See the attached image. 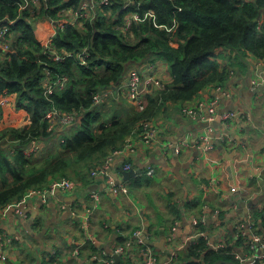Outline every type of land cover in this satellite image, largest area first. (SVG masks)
I'll list each match as a JSON object with an SVG mask.
<instances>
[{"label":"crops","instance_id":"1","mask_svg":"<svg viewBox=\"0 0 264 264\" xmlns=\"http://www.w3.org/2000/svg\"><path fill=\"white\" fill-rule=\"evenodd\" d=\"M42 1L30 8L39 9ZM96 1L83 0V3ZM138 4L136 1L132 6L137 12L140 11ZM63 14L68 18L72 15L70 9L64 10ZM40 20L47 28V33L40 38L47 42L57 24L46 17ZM242 50L247 57L242 55L235 59L229 53L228 63H220L221 69L228 73L224 82L207 87L191 101L163 104L151 121L158 132L156 141L146 145L139 139V134H134L135 151L117 157L111 168L115 179L127 184L128 193L114 194L108 189L106 178H95L90 174L93 166L100 164L113 150L109 148L85 168L86 172L83 170L81 177L71 171L68 178L76 184L71 191H58L45 197L33 195L29 190L20 201L0 208V256L6 258L0 264H107L109 260L115 264L116 255L120 257L119 264H144L137 246L129 247L122 254L116 252L127 242H136L137 231H142L143 237L147 235L161 264H182L187 259L184 252L195 244L186 242L197 232L195 221L204 218V226H211V232L203 230L209 237V249L225 240L230 242L231 249L245 255L244 241L237 238L240 224L253 222L257 234L264 238V74L259 76L264 69V59L245 48ZM221 51L218 49L217 53ZM6 58L5 54H0V60ZM238 64H243V68L237 70ZM149 67L154 70L152 73L162 77L168 88L173 78L168 62L163 59L150 58L141 64H133L128 74L135 68L147 71ZM128 74L122 86H125ZM147 74L145 72L144 76ZM147 78L148 75L144 81ZM120 87L102 91L107 92L109 101L112 100L109 104L113 110L103 113L105 117L120 114L123 117V109L131 110L121 106ZM219 87L228 93L220 101L219 114L243 112L246 117H237V121L227 128L220 117L208 125L192 120L184 113L186 106L199 102L209 106ZM152 88H147L148 93L154 90ZM14 111L15 100L12 110L3 112L0 123H19ZM210 126L214 127L212 134L217 139L211 150L204 151L197 147V141ZM70 130L64 128L41 148L44 146L47 152L53 143L59 142L61 135L65 132L69 135ZM128 136L120 142L121 147ZM185 139L189 146L178 152L177 143ZM127 164L141 173L125 181ZM149 167L154 168L152 176L147 174ZM144 173L148 177L142 179ZM243 203L247 204V210ZM255 212L262 213L258 220L254 217ZM228 256L230 259L223 260L235 262L232 255Z\"/></svg>","mask_w":264,"mask_h":264},{"label":"trees","instance_id":"2","mask_svg":"<svg viewBox=\"0 0 264 264\" xmlns=\"http://www.w3.org/2000/svg\"><path fill=\"white\" fill-rule=\"evenodd\" d=\"M136 1L140 4L138 13L155 11L156 25L148 19L134 23L130 32L122 30L129 12L137 10L136 7L125 9L123 0H110L109 5L92 11L93 19H80L75 25L63 11L78 9L83 0H43L37 10H22L25 0H0V25L14 21L10 32L1 40L9 52L5 54L0 48V54L7 57L0 60V96L6 93L16 96L15 119L20 121L0 131V208L20 201L29 190L70 177L72 168L81 177L83 170L109 148L121 147L125 136L141 129L143 122L151 123L163 104L191 101L207 87L224 82L227 71L212 60L217 48L244 46L264 59V0ZM37 16L68 24L65 30L51 36L53 48L57 52L76 54L88 47L87 64L80 65L72 57L57 63L46 54V42L38 37L33 26V17ZM150 58L163 59L170 65L173 80L168 88L152 90L144 111L123 109V117L120 114L98 126L103 114L98 111L93 114L94 95L122 86L131 65ZM46 67L53 74H66L70 78L66 89L49 98L43 89ZM53 108L60 114L80 112L81 129L71 138L67 132L63 134V140L58 143L64 147L63 151L53 143L46 157L35 160L32 157L36 156H27L22 148L34 140L48 143L55 139L58 133L55 129L49 130L48 119ZM57 127L66 128L58 124ZM7 138L17 143L7 148ZM260 215L255 212V219ZM201 228L211 232L210 225ZM184 253L187 259L182 264H214L230 259L224 253L209 249L203 238Z\"/></svg>","mask_w":264,"mask_h":264},{"label":"built area","instance_id":"3","mask_svg":"<svg viewBox=\"0 0 264 264\" xmlns=\"http://www.w3.org/2000/svg\"><path fill=\"white\" fill-rule=\"evenodd\" d=\"M40 0H25L23 4H21V9H28L33 4H37ZM125 5V9L132 7L136 4V0H123ZM253 2L256 0H244ZM110 0H97L95 3H88L84 2L78 9L73 10L70 9V13L72 14L70 17V23L75 25L79 22L80 19H87L89 17L88 12H94L95 8L109 5ZM138 7L140 4L137 5ZM151 19L155 23L156 14L154 11L149 10L146 11L144 14H140L137 11H130L129 14L126 16L123 26L121 27L122 30L125 32H130L134 23H142L146 20ZM14 21L8 20L5 23L0 25V48L4 51V53H8V46L2 45L1 40H3L6 35L10 32L11 26ZM58 26L54 30L52 37L58 30H65L68 27V24L58 22ZM156 25V23H155ZM167 30H171L166 28ZM46 54H50L57 63H60L66 60L68 57H72L78 62L80 65L87 64V58L90 57V51L88 47L83 48L79 53L74 54L72 53H61L57 52L53 48V43L51 39L46 42ZM46 74L47 77L43 82V89L44 94L46 97H50L57 91H62L67 88L70 82V78L68 75H56L46 67ZM154 71L152 68H148L147 71H143L141 69H133L128 74V79L125 82V87L127 88L128 96L133 101L135 105L136 111L142 112L147 108L148 105V93L147 88L149 86H153L152 89L164 91L166 90L164 81L157 73H152ZM148 75V78L144 81V74ZM264 74V69L262 72L259 73V76ZM262 77V76H261ZM257 85L258 82H255ZM224 96H228V93L224 92L222 87L218 88V93L211 104L204 102H199L194 106H186L184 108V113L191 118L192 120H200L206 122V124L211 125L214 121H216L217 117L224 122L227 128L231 127V124L236 122V118L246 117V113H234V112H223L219 114V104L221 99ZM108 98L107 92H98L94 95L93 98V106H101L105 103L106 99ZM14 100L16 101L15 95H10L8 93L0 96V117L2 116L3 112L12 110ZM15 112V111H14ZM12 113V112H11ZM82 118V114L80 112H73V113H63L60 114L59 111L55 108L48 114L49 119V130L58 131L60 128L57 127V124L62 127H68L73 124L78 123V121ZM214 127L210 126L208 130H206V134H203L197 141V147L204 151H209L213 148L214 142L217 139V136L212 134V130ZM134 134H139V139L142 141L143 144L150 145L158 138V132L156 128L152 126L150 122H143L141 124V129H135L132 133L128 136L125 141V144L121 148H117L112 150L104 159L103 161L93 168L90 172L91 176L95 178H106L108 189L110 192L114 194L120 193H128L129 187L125 182H119L115 179V177L111 173V168L113 162L117 157L120 155L125 154L127 151L133 152L135 151L137 144L135 142ZM13 143H17V141L12 140ZM41 142V143H40ZM44 142L39 140H34L30 143V147L26 149H22L27 156H37L41 150V145ZM189 146L188 139L182 140L177 143L176 150L179 152L184 147ZM125 169L131 170L132 165L127 164ZM148 175H154V168L149 167ZM75 182L70 178H61L52 181L49 185L43 188H38L31 190V194L33 195H43L47 197L49 194H54L58 191H65L69 192L75 188ZM235 190V189H233ZM233 208H238L234 206ZM219 211L216 212L218 214ZM24 214V213H23ZM206 219H202L201 221H195L197 232L191 235L187 239V244L190 243H197L199 238H203L206 241H209L208 235L199 230V227L205 225ZM136 242H127L125 246H120L116 252L118 254H122L126 252V249L132 246H137L139 248V253L141 254L144 264H161L153 253V249L150 244L145 242L143 237L142 231H137L135 233ZM237 238L239 240L244 241V247L246 249L245 255H241L238 251H235L229 247L228 241L221 240L217 244L213 246V251L216 253H224L226 255H232L233 259L236 264H264V238L261 235L257 234L255 224L250 222L248 225L240 224L238 226V235ZM176 254H173V257ZM5 257L0 256V261L5 260ZM107 264H111L113 260L106 261Z\"/></svg>","mask_w":264,"mask_h":264},{"label":"rangeland","instance_id":"4","mask_svg":"<svg viewBox=\"0 0 264 264\" xmlns=\"http://www.w3.org/2000/svg\"><path fill=\"white\" fill-rule=\"evenodd\" d=\"M88 14H89V17L87 18V20L86 21H89L90 19H93L95 16H94V14L92 13V12H88ZM40 19H43V18H40L39 16H37V17H33V26H34V28H35V31H36V34L38 35V37L40 38V37H43V36H40V35H44V34H46L47 33V28H46V25H45V23L43 22V21H41ZM69 20H70V17L68 18ZM108 21H111V20H108ZM46 22V21H45ZM49 22V21H48ZM50 23V22H49ZM55 29H56V27L55 26H53ZM53 28V29H54ZM49 33V32H48ZM48 37V34H47V36H46V38ZM126 37H131V38H134V36H130L129 34H126ZM218 49H222V51L221 52H219V53H217V50ZM242 49H244V47L243 46H239V47H230V46H228V45H225V46H223V47H220V48H217L216 50H215V52H214V55H213V62H216V63H218L219 65H221L220 63H224V62H227L228 63V56H229V53H231V54H233V58H235V59H240L241 58V56L243 55V56H246L247 55V53H245ZM242 52V53H241ZM247 57V56H246ZM2 61V60H1ZM241 68H243V64L241 65V64H238V67H237V70L238 69H241ZM168 70L170 71V66H169V64H168ZM162 78V77H161ZM119 90H120V100H121V106H127V107H130L131 108V110H135V105H134V103H133V101L129 98V96H128V92H127V88L125 87V86H121L120 88H119ZM102 91H104V90H102ZM112 100L110 99V101H109V99L107 98L106 99V101H105V103L104 104H102L101 106H100V108L99 109H97V110H94L93 111V114L94 115H96V113H97V111L98 112H100L101 114H106V113H110V110H113V109H111V107H110V102H111ZM95 109H96V107H95ZM113 113V112H112ZM104 114H103V116H102V118L97 122L98 123V126H100L101 124H104V123H106V121H108V119H110V118H112V117H110V118H108V117H105L104 116ZM7 121H10V119L9 118H7ZM80 122H78L77 124H73V125H71L70 127H71V130H70V133H69V135H68V138H71V137H73L80 129H81V125L79 124ZM10 125H11V123H7V122H5V121H2V123H0V131H5V130H7V129H9L10 128ZM63 129L64 128H62V129H59L58 131H57V133L58 132H60V131H63ZM63 137H64V135L61 137H59L58 138V140H60V143H61V141L63 140ZM7 143H6V145L5 146H7L8 145V147L7 148H9V145H11V144H13V142H12V140L11 139H8L7 138V140H5ZM41 143V142H40ZM47 143V142H46ZM59 143V142H58ZM58 143H56V145H57V147L59 146V148H61L62 149V151L64 150V147L62 146V145H60V144H58ZM43 144V143H42ZM48 144V143H47ZM44 146H42V148H41V150H40V152L38 153V155L36 156V157H32L33 159H35V160H42L44 157H46L48 154H49V152H46L45 150H44V148H43ZM72 170H74V168H72ZM71 170V171H72ZM87 170L85 169V171L84 172H86ZM147 174H148V171H147ZM144 175V177L142 176V179H145L146 177H148L147 175H146V173H144L143 174ZM72 176L75 178V176L72 174ZM129 182V181H128ZM129 184L130 185H132V182H129Z\"/></svg>","mask_w":264,"mask_h":264},{"label":"water","instance_id":"5","mask_svg":"<svg viewBox=\"0 0 264 264\" xmlns=\"http://www.w3.org/2000/svg\"><path fill=\"white\" fill-rule=\"evenodd\" d=\"M88 1H90V0H88ZM113 89H115V87H113ZM139 173H141L140 170L136 171L134 169H132L130 171H124V180L127 181V180L135 177ZM242 206L247 210V204L246 203H243ZM144 238H145L146 243L149 244L150 241L147 238V235H144ZM115 258H116L115 264H119V261H120L119 255H116ZM215 264H236V263L231 262V261H227V260H218Z\"/></svg>","mask_w":264,"mask_h":264}]
</instances>
